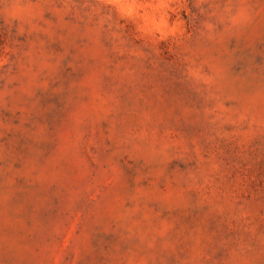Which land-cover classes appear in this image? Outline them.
I'll return each mask as SVG.
<instances>
[{
	"label": "rangeland",
	"instance_id": "1",
	"mask_svg": "<svg viewBox=\"0 0 264 264\" xmlns=\"http://www.w3.org/2000/svg\"><path fill=\"white\" fill-rule=\"evenodd\" d=\"M0 264H264V0H0Z\"/></svg>",
	"mask_w": 264,
	"mask_h": 264
}]
</instances>
